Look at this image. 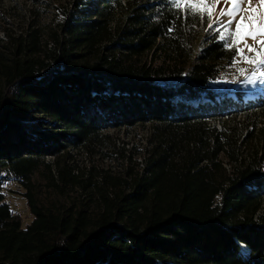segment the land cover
<instances>
[{
  "label": "trees",
  "instance_id": "obj_1",
  "mask_svg": "<svg viewBox=\"0 0 264 264\" xmlns=\"http://www.w3.org/2000/svg\"><path fill=\"white\" fill-rule=\"evenodd\" d=\"M67 1L46 36L31 25L0 52V264H264V126L252 147L233 122L264 116V95L213 90L232 54L166 0ZM137 125L148 145L136 167L72 174L70 151ZM38 171L58 198L40 199ZM75 183L87 197H65Z\"/></svg>",
  "mask_w": 264,
  "mask_h": 264
},
{
  "label": "rangeland",
  "instance_id": "obj_2",
  "mask_svg": "<svg viewBox=\"0 0 264 264\" xmlns=\"http://www.w3.org/2000/svg\"><path fill=\"white\" fill-rule=\"evenodd\" d=\"M86 1V0H84ZM71 1L67 0H1L0 1V52H9L8 46L12 38L26 34L30 26H37L44 32V36L48 33V29H53L61 19L62 9L70 7ZM246 6V5H245ZM206 24V22H205ZM234 28V25L232 26ZM202 31L199 33V38L195 43V51L197 46L202 42ZM248 43H252L248 40ZM10 47V46H9ZM239 60V57H236ZM251 66L240 62L234 66L228 65L212 84V89L219 94L229 96L235 100L236 96L234 91H243L244 99H255L260 94L264 95V79L257 81L254 84L242 82L244 77L238 72V68L249 69ZM236 79L237 82L232 81ZM217 102L220 101V96L216 97ZM219 100V101H218ZM237 132L239 140L242 141L249 135L250 132L254 133L253 139L249 142L250 146L254 147L257 137V131L264 126V116L255 118L253 120H246L243 117H235ZM227 121L229 124H235ZM225 123V126L227 125ZM256 125V126H255ZM218 128L222 127L221 122L217 123ZM110 138L108 143L101 148V150L90 149L84 151L83 149H73L69 152V157L72 161L73 170L72 174L77 176L79 182L85 180L93 181L100 180V175L108 174H123L125 168L129 169L137 166V162L141 161L142 153L145 146L148 145V125L134 126L129 129L119 128L107 131ZM256 137V138H255ZM255 138V139H254ZM46 162H51L52 158H45ZM39 172V171H38ZM34 186L38 188V195L40 199H47V196H55L58 198L57 190L46 186L47 182L42 178L39 172L33 176ZM2 192L16 216H20L22 224L31 221V215L24 201L23 188L19 183L14 180H9L2 186ZM68 199H82L87 197L88 192L82 185L75 183L73 186L68 187ZM64 197V198H65ZM264 214V198L259 210V214ZM242 249H240V254ZM248 255L243 256L247 259Z\"/></svg>",
  "mask_w": 264,
  "mask_h": 264
},
{
  "label": "snow or ice",
  "instance_id": "obj_3",
  "mask_svg": "<svg viewBox=\"0 0 264 264\" xmlns=\"http://www.w3.org/2000/svg\"><path fill=\"white\" fill-rule=\"evenodd\" d=\"M166 4L177 19L206 22L205 32L215 33L212 38L232 54L231 66L241 61L251 66L237 69L244 77L242 82L254 84L264 79V0H166Z\"/></svg>",
  "mask_w": 264,
  "mask_h": 264
},
{
  "label": "bare ground",
  "instance_id": "obj_4",
  "mask_svg": "<svg viewBox=\"0 0 264 264\" xmlns=\"http://www.w3.org/2000/svg\"><path fill=\"white\" fill-rule=\"evenodd\" d=\"M240 249H242V250H241V252H242L241 255H242V256L247 255V253H248V248H247V246L242 245Z\"/></svg>",
  "mask_w": 264,
  "mask_h": 264
}]
</instances>
